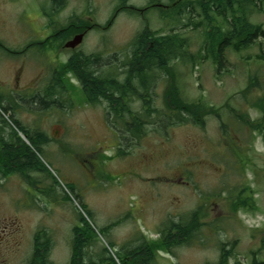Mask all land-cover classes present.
I'll list each match as a JSON object with an SVG mask.
<instances>
[{"label": "rangeland", "instance_id": "rangeland-1", "mask_svg": "<svg viewBox=\"0 0 264 264\" xmlns=\"http://www.w3.org/2000/svg\"><path fill=\"white\" fill-rule=\"evenodd\" d=\"M60 2L0 0V44L10 52L2 53L0 48L2 108H9L10 119L31 130L37 142L41 137L50 139L42 145L40 158L55 178L32 174L45 196L19 174L5 177L0 173V217H12L21 225L19 250L9 258V264H22L31 256L38 230L53 238L52 263L70 264L72 229L79 222L76 208L80 202L91 209L99 229L123 220L104 237L115 243L107 257L125 245L138 246L141 236L146 242L160 239L159 232L170 221L187 222L194 210L204 206V245L157 252L155 264H217L220 243L232 250L231 264H250L254 258L264 260V139L238 118V114H244L253 124L264 123L261 111L253 107L264 98V37L244 51L227 50L221 72L210 59H198L196 65L189 60L172 63L182 97L189 102L203 101L209 108L219 110L228 135L219 118L211 114L203 118L204 127L197 122L181 125L176 120H166L164 113L170 115L165 98L168 79L159 73L152 88L153 107L159 113L149 119L145 126L148 133L138 141L128 133L124 121H117L113 114L108 116L111 111L107 103L94 106L86 102L73 76L63 80V88L57 87L56 72L72 52L56 51L55 43L50 49L34 45L25 52L29 40L36 43L53 31L48 14L59 26L73 16L83 17L85 23L93 18L104 25L124 1ZM130 4L145 7L149 0H130ZM251 11L250 20L264 27V12L254 8ZM200 12L199 8L194 15ZM213 17L214 25L226 28L225 17L218 13ZM197 18L207 23L203 17ZM148 21L154 31L172 32L170 21L156 10L151 11ZM143 23L136 14L122 13L105 33L100 29L89 32L77 51L86 55L102 53L98 66L114 71L128 60V45ZM181 31L190 40V52L197 55L206 38L203 29L189 27ZM37 53L41 57L36 58ZM256 76L259 85L249 90L250 79ZM50 88H56L55 98L43 99ZM58 94L63 96L59 99ZM132 108L138 112L142 103L135 102ZM3 118L8 124L0 115V127L4 129L1 133L9 134L11 124ZM125 119L131 122L129 117ZM234 151H238L240 172ZM246 186L253 190L250 204L254 202L257 209L239 210L234 215L227 197L231 191L238 193ZM106 239L94 241L87 262L89 258L99 261L97 255L106 247Z\"/></svg>", "mask_w": 264, "mask_h": 264}, {"label": "trees", "instance_id": "trees-1", "mask_svg": "<svg viewBox=\"0 0 264 264\" xmlns=\"http://www.w3.org/2000/svg\"><path fill=\"white\" fill-rule=\"evenodd\" d=\"M167 1L172 6L169 11H162L161 17L166 21H170L172 32L162 38H154L153 42L147 38L143 39L145 35L138 36L134 41L135 50L133 56L122 63L123 70L121 74H119V68H115L114 71L101 69L98 65L102 59L97 56L98 54L75 56L58 74L55 84L57 87L63 88L64 75L72 72L82 86L85 101L94 106L106 102L111 111L108 116L113 114L117 121H124L127 125L128 133L140 141L148 133V127L145 126L150 123L149 119L153 114L159 113L153 107L152 88L157 74L164 73L168 79L165 98L168 111L170 112V115L164 113L166 120H176L181 125L188 122H197L199 126L204 127L203 118L211 114L219 118L224 134L228 135L227 124L223 122L219 110L213 107L209 108L203 101L189 102L182 97L176 76H174L175 72L173 71L172 63L177 61L187 62L189 60L196 65L198 59H210L216 66L217 72H221L224 68L227 50L244 51L260 37H264V27L260 24H254L250 20L251 8L264 12L262 6L264 0ZM151 2L154 3L156 0H151ZM199 8L201 12L195 16L194 13ZM215 13L226 18V28L214 25L216 19L213 15ZM197 17H203L207 23L204 25L198 21ZM189 27L197 31L203 29L206 36L203 47L197 55L190 52V40L181 31L182 28ZM175 28H178L180 32L175 30ZM148 34L154 36L156 32L150 31ZM58 37L61 38L63 35ZM122 74L124 78L120 80ZM258 85V77H252L248 88L253 89ZM54 89L56 88L49 89L46 98H53L55 95ZM3 100L0 97V108L8 113L10 111L9 108H2ZM260 101L259 105L254 104L253 107L259 109L264 118V102L263 100ZM135 102L142 103V109L138 112L132 108ZM126 117H129L131 122L129 120L127 122ZM238 118L245 126L257 131L264 139V123L253 124L246 119L244 114H238ZM14 121L16 130L12 128L9 134L1 133L4 129L0 127V172L5 177L19 174L39 194L46 196L44 189L39 188V181L32 174H45L47 177L55 179L38 156L43 153L42 145L48 143L49 139L41 137V140L37 142L34 138L35 135L33 136L30 130L22 126L19 121ZM2 122L8 124L3 117ZM164 125L169 127L171 124L164 123ZM19 132L27 138L30 146L20 137ZM237 152L234 151L233 155L238 168ZM237 170L238 172L241 171L240 168ZM70 187L74 190L72 186ZM252 195L253 190L249 186L243 187L238 193L231 191L230 196L227 197L231 213L237 215L239 210H256L255 203L251 202L250 204V201H253ZM76 211L79 222L72 229V257L70 264H155V254L157 252L171 253L174 248L180 246L204 245L201 238L203 228L207 226L203 222V219L207 216V213L204 212V206L194 210L187 222L170 221L159 232L160 239L146 242L145 238L141 236L138 239V242H140L138 246L130 248L125 245L120 252L108 257L106 254H109L110 251L112 253L115 243L108 241L104 237L111 230L120 226L123 220H116L107 225V227L99 229L95 225L94 214L88 205L80 202ZM99 237L106 239V247L98 253V262H94L91 258L87 262L88 250L94 244V241L100 239ZM53 244V238L48 233L42 230L39 231L35 236L32 264H53L50 259ZM227 246L226 243H220V258L217 264H231L230 260L233 253L232 250L227 249ZM235 264L243 263L236 262ZM250 264H264V260L254 258Z\"/></svg>", "mask_w": 264, "mask_h": 264}, {"label": "flooded vegetation", "instance_id": "flooded-vegetation-1", "mask_svg": "<svg viewBox=\"0 0 264 264\" xmlns=\"http://www.w3.org/2000/svg\"><path fill=\"white\" fill-rule=\"evenodd\" d=\"M122 1H124V3L126 4L121 3L123 4V6H119L116 9H114L112 17L109 20H107V22L104 25L94 22L93 18H90V17H89L90 18L89 21L87 20L86 23L84 22L83 17H80V16H73V17L68 18L70 20L67 23H72V21L74 20L73 18H75L76 24L70 26L71 30L76 32L74 33V36L82 32L86 33L87 35L89 30L90 29L93 30L94 28H98L102 30L103 32H106L107 31L106 29H109L113 25L114 20L120 14L127 13V12H130L131 14H136L137 17H140L144 20V23L142 24L141 28L137 31V34L135 35V37L138 35V33L140 34L142 33L143 35H145L143 39L147 38L151 42H153L154 38H162L164 36V33L158 30H156V34L154 36L148 34L150 31H154L151 29V24H149L148 16H150L151 11L156 10V9L164 10V9H167L169 5L163 4L162 0H156V2L154 3H151V1L149 0V4L146 5L145 7H138V6L130 4V0H122ZM151 7H154L152 8L153 10H150ZM57 15H60V13L56 14L55 17H57ZM48 23L56 24L57 22L56 20H53L52 18V20L50 19ZM47 26H49V24ZM33 41L29 40V44L26 46L25 52L28 49L32 48L34 45L40 46L39 48L41 50L42 48H45L43 39L35 40L37 41L36 43H34ZM132 42L130 45H128V47H130V52H129L130 58H132L133 52L135 49L134 46L132 45ZM55 43H56V47H58L57 42ZM58 50L61 51L63 50V48L58 47ZM34 51L37 52V48ZM38 57H41V55L38 54ZM20 232H21V225L19 224L17 220L13 219L12 217H0V264H9V258L13 255H17L18 250H19L18 238L20 236ZM34 243H35V236H34L31 256L30 257L28 256L27 259L22 262V264H32Z\"/></svg>", "mask_w": 264, "mask_h": 264}, {"label": "water", "instance_id": "water-1", "mask_svg": "<svg viewBox=\"0 0 264 264\" xmlns=\"http://www.w3.org/2000/svg\"><path fill=\"white\" fill-rule=\"evenodd\" d=\"M84 35H78L75 37V39L71 42H69L66 47L75 49L77 48L83 41Z\"/></svg>", "mask_w": 264, "mask_h": 264}, {"label": "bare ground", "instance_id": "bare-ground-1", "mask_svg": "<svg viewBox=\"0 0 264 264\" xmlns=\"http://www.w3.org/2000/svg\"><path fill=\"white\" fill-rule=\"evenodd\" d=\"M158 49V48H157ZM163 56V55H162ZM127 71V70H126ZM126 71H124V72H126ZM122 78V77H121ZM122 91V90H121ZM124 104V103H123ZM25 142V141H24ZM35 155V154H34Z\"/></svg>", "mask_w": 264, "mask_h": 264}]
</instances>
